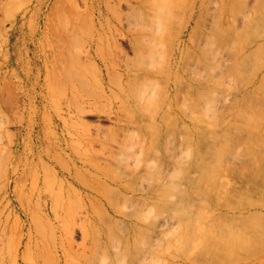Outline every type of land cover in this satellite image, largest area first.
<instances>
[{"label": "rangeland", "instance_id": "obj_1", "mask_svg": "<svg viewBox=\"0 0 264 264\" xmlns=\"http://www.w3.org/2000/svg\"><path fill=\"white\" fill-rule=\"evenodd\" d=\"M0 264H264V0H0Z\"/></svg>", "mask_w": 264, "mask_h": 264}]
</instances>
